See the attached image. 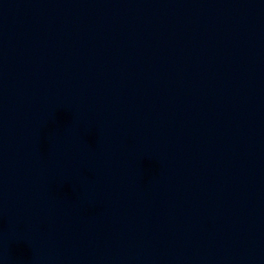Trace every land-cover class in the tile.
Returning <instances> with one entry per match:
<instances>
[{
	"label": "water",
	"instance_id": "95a60500",
	"mask_svg": "<svg viewBox=\"0 0 264 264\" xmlns=\"http://www.w3.org/2000/svg\"><path fill=\"white\" fill-rule=\"evenodd\" d=\"M0 264H264V0H0Z\"/></svg>",
	"mask_w": 264,
	"mask_h": 264
}]
</instances>
